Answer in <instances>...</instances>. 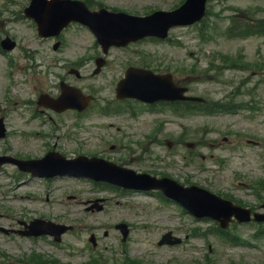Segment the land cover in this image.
Instances as JSON below:
<instances>
[{"label":"rangeland","instance_id":"374dc122","mask_svg":"<svg viewBox=\"0 0 264 264\" xmlns=\"http://www.w3.org/2000/svg\"><path fill=\"white\" fill-rule=\"evenodd\" d=\"M25 1L0 0V35H9L17 43L16 49L7 56L0 54V111L8 115V135L0 138V156H13L22 151L30 155L41 154L43 150L42 138L22 134L36 126L31 124L30 128H26L18 120L17 112L21 111L22 103L36 100L39 93L46 91L49 77L45 76L51 72L33 68L36 62L25 56L32 53L33 58L37 56L36 59L42 62L43 54L64 59L65 55L86 58L100 52L93 36L79 26L66 32L65 45L56 52L50 41H38L33 24L23 18ZM108 1L128 6V11L137 14L173 10L184 2ZM208 15L203 26L174 30L166 42L145 40L130 45L125 51L111 50L108 59L128 58L131 64H143V59L149 63L148 58L160 57L158 62L151 64L152 68L164 73L169 70L174 79L188 84L198 96L211 102L230 99L235 104L245 102L247 108L253 106V110L242 107L235 111L237 114H194L186 119L146 113L139 123L128 120L127 131L119 119L109 121L98 118L94 106L88 114L90 119H85L82 124L74 118H65L64 123L58 124L62 129L52 132L56 140L48 142L55 141L71 159L81 154H96L117 164H120L118 160L126 159L128 168L136 172L168 177L185 186L196 185L233 203L258 210L264 198L259 199L250 187L258 183L260 189L256 194L264 197L261 191H264V38L253 33L248 38L237 39L234 27L229 31L232 36L229 38L225 30L230 18L235 16L248 21L255 29L259 19L264 20V2L210 0ZM205 31L207 35L203 34ZM239 53L250 64L248 68H216L215 64L227 65V62L220 61L222 55L227 60ZM210 63L214 64L208 67ZM60 74H63L62 70ZM83 75L85 81L73 79L72 83L84 92L86 89L96 91L97 99L109 102L114 98L113 89L122 70L116 67L106 69L95 78L90 77L89 70ZM51 79L50 86L58 81L53 75ZM250 89H254V93H247ZM241 91L243 95L239 96ZM77 125L84 131L80 132ZM46 130L38 129L42 132ZM127 132L128 154L125 151L119 154L110 152L112 145L124 144L122 136ZM142 138L146 140L144 145L149 149L148 153L133 155L130 148L134 147V140ZM156 138L163 142L162 146H156ZM179 138L183 142L179 143L180 146L175 144ZM191 142L197 146L196 155H193L195 164L187 165L190 157L187 144ZM19 182L12 166L0 168V228H22L19 222L28 223L37 218L59 226H71L72 229L61 236L59 243L48 237L27 240L0 232V264H30L29 258L34 253L56 259L62 264H80L91 255H102L114 264H120L125 259L138 264H264V237L254 236L256 229H263L264 224H236L232 233L246 241L238 244L239 240L232 238L235 245L226 244L220 240L221 237L209 234L213 223L207 220L197 222L162 197L129 193L117 188L99 190L84 180L55 181L48 193L44 184L30 181L18 186ZM74 196L75 199L72 198ZM92 198L105 199V209L86 212L84 203ZM120 222L129 228L126 242H121L120 233L114 229ZM167 231L185 240L179 246H157L160 237ZM205 232L208 234L206 238L194 236L195 233ZM91 236L96 240L95 248L89 242Z\"/></svg>","mask_w":264,"mask_h":264},{"label":"water","instance_id":"95a60500","mask_svg":"<svg viewBox=\"0 0 264 264\" xmlns=\"http://www.w3.org/2000/svg\"><path fill=\"white\" fill-rule=\"evenodd\" d=\"M205 0H189L186 5L174 14L158 13L148 19H125L119 21L118 17L113 18L84 17L79 4L57 7L54 12H62L63 21L71 19L79 20L98 33L101 44L106 49L111 44L124 45L127 41H135L144 36L153 35L165 37L169 27L180 24H190L198 20L202 14ZM72 7L79 9L80 13L74 15ZM162 79V80H161ZM156 79L150 72L133 71L128 77V95L134 96L142 101L151 102L153 100H172L176 98L177 91L171 85L168 77ZM47 160V159H45ZM44 160V161H45ZM42 161V162H44ZM48 162V161H47ZM73 164V167H71ZM36 165V164H34ZM49 169L41 171L34 167L38 173L54 175L58 171H76L95 179H102L130 189H160L171 199L177 201L196 216H208L217 220L226 221L231 215H235L240 220L244 219V212L232 207L228 203L222 202L208 193L198 189L183 190L176 183L169 180H156L146 175H135L130 171L118 169L110 164L101 161H86L79 159L73 163L63 161H49Z\"/></svg>","mask_w":264,"mask_h":264},{"label":"flooded vegetation","instance_id":"af4514ba","mask_svg":"<svg viewBox=\"0 0 264 264\" xmlns=\"http://www.w3.org/2000/svg\"><path fill=\"white\" fill-rule=\"evenodd\" d=\"M77 70H78V68H76ZM51 114V112L50 111H48V116Z\"/></svg>","mask_w":264,"mask_h":264}]
</instances>
